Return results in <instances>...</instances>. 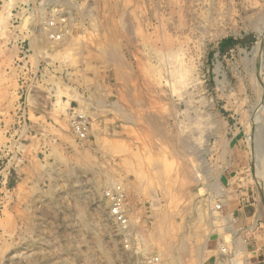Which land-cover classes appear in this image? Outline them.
<instances>
[{"label":"rangeland","instance_id":"374dc122","mask_svg":"<svg viewBox=\"0 0 264 264\" xmlns=\"http://www.w3.org/2000/svg\"><path fill=\"white\" fill-rule=\"evenodd\" d=\"M0 61L75 104L68 153L0 191V264H250L216 207L237 150L264 189V0H0Z\"/></svg>","mask_w":264,"mask_h":264},{"label":"crops","instance_id":"0c3cea01","mask_svg":"<svg viewBox=\"0 0 264 264\" xmlns=\"http://www.w3.org/2000/svg\"><path fill=\"white\" fill-rule=\"evenodd\" d=\"M19 49L18 46V51H15L18 57L21 54ZM15 70L16 74L7 71L6 63L0 61L1 192L13 182L23 186L30 176L40 172L39 159L42 156L57 163L64 152L68 153L65 137H71L68 118L74 103H70L69 108L65 104L60 107L49 96L46 87H40L30 95L27 121L24 124L20 122L16 106L18 83L23 73L19 68ZM10 76L15 80L11 85L7 81ZM70 147L75 151L72 145ZM245 153L244 150L233 152L231 164L224 171L226 200L222 209L223 214L234 222L238 235L247 241L250 264H264V189L246 165L248 158Z\"/></svg>","mask_w":264,"mask_h":264},{"label":"built area","instance_id":"2783aa9c","mask_svg":"<svg viewBox=\"0 0 264 264\" xmlns=\"http://www.w3.org/2000/svg\"><path fill=\"white\" fill-rule=\"evenodd\" d=\"M56 26L55 22H50L49 27L53 28ZM28 51L23 50L21 53V63H25L28 59ZM31 78L30 75L23 74L20 79V89H19V96L20 100L18 103V113L20 122L22 124L26 123L28 111H27V101L28 97L30 96V93L36 88L37 86L33 84L32 81H37L38 75L36 77H32V80H29ZM27 79V81L25 80ZM29 84H28V83ZM72 132L76 137V140L78 142L84 143L89 140L90 137V126L91 123L88 121V118L84 114H79V109H77L72 116ZM107 197L109 198V201L111 203L110 206V216L113 220V222L121 228V231H123L127 236L130 230V224L126 215V209H125V199H124V193L122 192V189L120 186H118L116 189L113 188L110 191L107 192ZM217 210H221L222 207L220 205H217ZM152 262H157V260L149 259L148 263L152 264Z\"/></svg>","mask_w":264,"mask_h":264},{"label":"bare ground","instance_id":"6f19581e","mask_svg":"<svg viewBox=\"0 0 264 264\" xmlns=\"http://www.w3.org/2000/svg\"><path fill=\"white\" fill-rule=\"evenodd\" d=\"M258 24V23H257ZM112 57V56H111ZM112 60V59H111ZM182 78V77H181ZM262 129V128H261ZM262 135V137H264V134L263 133H260V136ZM261 140H263V139H261ZM264 143V142H263ZM261 150H262V153L264 152V149L263 148H261ZM259 151V150H258ZM260 153H261V151H260ZM261 153V154H262Z\"/></svg>","mask_w":264,"mask_h":264}]
</instances>
